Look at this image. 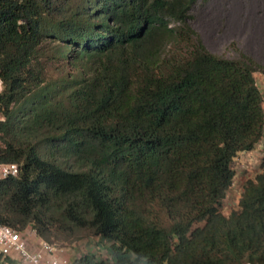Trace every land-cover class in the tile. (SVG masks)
I'll return each mask as SVG.
<instances>
[{"label":"trees","instance_id":"1","mask_svg":"<svg viewBox=\"0 0 264 264\" xmlns=\"http://www.w3.org/2000/svg\"><path fill=\"white\" fill-rule=\"evenodd\" d=\"M196 1L0 0V163L19 167L0 223L99 236L112 264H264V157L220 210L264 135V66L208 51Z\"/></svg>","mask_w":264,"mask_h":264},{"label":"crops","instance_id":"2","mask_svg":"<svg viewBox=\"0 0 264 264\" xmlns=\"http://www.w3.org/2000/svg\"><path fill=\"white\" fill-rule=\"evenodd\" d=\"M195 11L194 28L208 51L217 54L211 48L210 39L217 38V41L221 40L223 43L227 38L229 41L234 40L238 47L257 62L264 63V0H205ZM254 78L264 101V74L255 72ZM25 233L33 244L39 239L32 230ZM94 248L102 246L97 244ZM77 249L78 246L73 251L66 249L73 264H95L96 260H100L98 256L92 258L91 253L88 254L89 257L85 256V253L82 254Z\"/></svg>","mask_w":264,"mask_h":264},{"label":"built area","instance_id":"3","mask_svg":"<svg viewBox=\"0 0 264 264\" xmlns=\"http://www.w3.org/2000/svg\"><path fill=\"white\" fill-rule=\"evenodd\" d=\"M1 89L2 83L0 81V90ZM259 144L260 143H258V148L246 152L250 155L249 162H253L249 163L250 165L258 160V155L263 156L264 154V147L262 149ZM257 151L260 152L257 153ZM18 171L19 167L16 163H0V178L16 176ZM235 177L234 174L232 184L224 199L227 204L229 202L228 197L231 196L232 198L235 196L236 186H238ZM242 190L243 188L241 187L240 193L238 192L239 196L237 205H239V198ZM220 210L221 212L225 210V202L222 203ZM222 213L228 215L227 211ZM25 231L19 232L8 225L0 223V256L2 258H9L16 262V264H73L63 247L51 244L40 238L33 244L30 242ZM238 264L251 263L243 262Z\"/></svg>","mask_w":264,"mask_h":264},{"label":"rangeland","instance_id":"4","mask_svg":"<svg viewBox=\"0 0 264 264\" xmlns=\"http://www.w3.org/2000/svg\"><path fill=\"white\" fill-rule=\"evenodd\" d=\"M201 2H205V0H197L196 3L191 7V10H190L191 18L188 21L194 30H195L194 25H195V20H196L195 19V17H196L195 8H198L199 4H201ZM220 36H221V34H220ZM216 39L217 38H214L213 40L210 39L211 48H213L217 52L216 55L236 59V58L240 57V54H244V55L252 58L245 50L238 47V45L236 44V42L234 40L229 41V39L225 38L223 40V43H221L222 42L221 40L217 41ZM253 60L255 62H257L255 59H253ZM257 63L264 66V63H260V62H257ZM263 105H264V102H263ZM259 143H260L259 145H261L260 147H262V149H263V147H264V135H263V137ZM256 148H258V144L255 146L254 149H256ZM258 152H260V151H257V153ZM260 156L258 155V160L252 165L249 164V163H253V162H249L250 155L246 152L239 153L236 156V158L234 159L233 169L235 171V176H236L235 180L237 181L238 186H236L235 196L232 198H231V196L228 197V200H229L228 204L226 203V201H223V203L225 202V210L224 211H227L228 212L227 214H229L232 210L238 209V205H237L238 203L237 202H238L239 193L241 191V187L243 188L244 184L247 182V180L253 179L256 176V174L261 170L260 164L262 162V158L264 157V154H263V156H261V157ZM241 194H242V192H241ZM224 211H222V212H224ZM97 244H101L102 248L95 249L94 247L97 246ZM57 246L63 247L65 249V251H66V249L67 250L72 249V251H73V249H75V247L78 246L79 249H77V251L81 252L82 254L85 253L84 254L85 256H87L89 253L92 254V258H95V256H98V258L100 260L99 261L96 260L95 264H112V259H111L112 254H111V251L109 249V243L99 236H95V235H92L89 233H84L79 238L75 239L74 241H72L71 243H69L67 245L58 244ZM92 247H93V249H92ZM66 254L68 255V251L66 252ZM88 257H89V255H88Z\"/></svg>","mask_w":264,"mask_h":264},{"label":"clouds","instance_id":"5","mask_svg":"<svg viewBox=\"0 0 264 264\" xmlns=\"http://www.w3.org/2000/svg\"><path fill=\"white\" fill-rule=\"evenodd\" d=\"M228 192V191H227ZM227 194V193H226Z\"/></svg>","mask_w":264,"mask_h":264}]
</instances>
